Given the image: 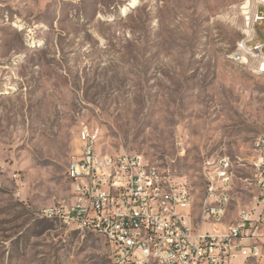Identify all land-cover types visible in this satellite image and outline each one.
Returning <instances> with one entry per match:
<instances>
[{
	"label": "rangeland",
	"instance_id": "1",
	"mask_svg": "<svg viewBox=\"0 0 264 264\" xmlns=\"http://www.w3.org/2000/svg\"><path fill=\"white\" fill-rule=\"evenodd\" d=\"M245 2L0 0V264H110L101 237L39 215L69 200L83 127L96 150L142 154L194 191L209 157L249 176L264 72L230 56L264 42V20L246 25Z\"/></svg>",
	"mask_w": 264,
	"mask_h": 264
},
{
	"label": "built area",
	"instance_id": "2",
	"mask_svg": "<svg viewBox=\"0 0 264 264\" xmlns=\"http://www.w3.org/2000/svg\"><path fill=\"white\" fill-rule=\"evenodd\" d=\"M246 25L264 20L246 0ZM244 32V30H243ZM261 56L250 67L264 72ZM236 58L230 60L236 64ZM84 143L68 161L69 200L47 206L39 215L57 219L101 237L110 263L117 264H264V133L255 138L250 174L238 178L228 156L202 161L199 187L169 166L135 152L91 149L97 131L83 127ZM251 188V202L235 200V181Z\"/></svg>",
	"mask_w": 264,
	"mask_h": 264
},
{
	"label": "bare ground",
	"instance_id": "3",
	"mask_svg": "<svg viewBox=\"0 0 264 264\" xmlns=\"http://www.w3.org/2000/svg\"><path fill=\"white\" fill-rule=\"evenodd\" d=\"M247 1L242 5L241 8L246 7ZM253 8L254 10L260 8V1H253ZM246 27V26H245ZM252 40V39H251ZM239 42H245V41H239ZM233 57H237L236 60L238 62L247 61L250 59V56H261V51H259L257 48H255L254 51H251L248 49L247 46H239L238 43H236L235 51L231 54ZM84 143V134H83V128L81 129V135H80V143ZM253 149H256V141L253 142ZM91 149H95V143L94 141H91ZM110 264H117V263H110ZM246 264H253V258H246Z\"/></svg>",
	"mask_w": 264,
	"mask_h": 264
},
{
	"label": "trees",
	"instance_id": "4",
	"mask_svg": "<svg viewBox=\"0 0 264 264\" xmlns=\"http://www.w3.org/2000/svg\"><path fill=\"white\" fill-rule=\"evenodd\" d=\"M255 40H256V38H255Z\"/></svg>",
	"mask_w": 264,
	"mask_h": 264
}]
</instances>
